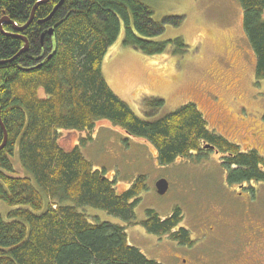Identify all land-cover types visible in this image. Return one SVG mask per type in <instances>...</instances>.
<instances>
[{"label":"trees","instance_id":"trees-1","mask_svg":"<svg viewBox=\"0 0 264 264\" xmlns=\"http://www.w3.org/2000/svg\"><path fill=\"white\" fill-rule=\"evenodd\" d=\"M38 1L0 0V19L12 21L0 30V120L7 134L0 149V201L10 207L5 217L0 213V264H162L128 244L124 226L92 222L77 210L91 206L129 220L141 177L118 195L103 177L104 169L93 168L79 146L64 148L59 137L63 131H84L87 137L80 145H85L96 123L107 120L129 136L150 141L161 164L186 156L200 139L217 143L195 104L142 121L102 76V59L120 35L122 45L147 56L184 55L188 47L181 36L156 38L166 24L177 25L182 17L156 21L153 9L141 0H62L50 19L40 22L60 1L48 0L38 4L27 27L17 30ZM238 1L255 55V78L262 79L264 0ZM22 36L27 48L18 53ZM162 104L160 98L144 103L152 114ZM3 136L0 126V145ZM16 153L19 167L12 160ZM234 162L239 167L231 180L264 179L258 155L238 154ZM180 220L178 207L165 218L147 209L141 223L149 233L191 244L187 230L172 231Z\"/></svg>","mask_w":264,"mask_h":264},{"label":"rangeland","instance_id":"rangeland-1","mask_svg":"<svg viewBox=\"0 0 264 264\" xmlns=\"http://www.w3.org/2000/svg\"><path fill=\"white\" fill-rule=\"evenodd\" d=\"M141 1L153 9L156 21L182 17L177 25L166 24L156 38L181 36L188 50L180 57L147 56L122 45L120 35L108 47L101 63L102 76L112 92L142 119L148 118L141 105L148 98L163 100L152 118L194 103L204 110L211 125L233 141L243 143L242 136L253 132L255 138L249 137L246 142H256L264 153V78H255V55L242 28L239 1ZM84 135L63 131L60 143L69 147ZM79 148L93 168L104 169L113 177L117 187L143 176L129 220L91 206L77 210L92 222L124 226L128 244L150 259L162 264H217L218 256L234 254L246 242L256 239L249 238L243 224L261 229L263 235L264 181L254 183L255 188L243 191L241 196L236 195L232 186L226 184L225 171L214 151L202 159H177L159 165L148 142L128 136L107 120H99L91 139L85 145L79 144ZM12 160L19 167L17 153ZM19 174L28 175L24 170H19ZM159 179L168 183L164 194L156 191ZM175 207L182 213L179 226L185 227L194 240L191 248L166 236L150 234L141 224L147 209L164 218ZM9 209L0 201L2 216ZM210 211L219 215L214 233L205 229L202 221V216Z\"/></svg>","mask_w":264,"mask_h":264},{"label":"flooded vegetation","instance_id":"flooded-vegetation-1","mask_svg":"<svg viewBox=\"0 0 264 264\" xmlns=\"http://www.w3.org/2000/svg\"><path fill=\"white\" fill-rule=\"evenodd\" d=\"M189 103H191V102H189ZM141 105L144 107L143 108L144 109L143 112L148 118L142 119V118L138 117L140 120L146 121V122H152V121L160 118V117L152 118V116H154L157 113V111L152 114L150 111H148L145 108L144 103L141 104ZM195 106H196V104H195ZM196 108L198 109V111L204 117L208 130L212 134L217 136V138H216V142L217 143L208 142L206 140L200 139L197 147L196 148H191L189 153L186 156L177 155L171 162H169L167 164H161V163L158 162L157 151H156L155 146L150 141H148L147 139H145L143 137H135V138L141 139V141L148 142L153 147L154 155H156V160H157L159 165H168V164L174 162L177 159H187V158H192V157L196 158V159H199V158L202 159V157H204L207 152L214 151L217 154V159H218L219 164L223 167V170L225 171V182H226V184L232 186V188L235 191V194L238 195V196H241L243 191L250 190L252 187H254V183L264 181V179L263 180L262 179L261 180H255L253 177H249V176L245 177V178H242V179H239V180H231L230 179L231 172L233 170H235L237 167H239L236 164V162H234V157L236 155H238V154H240V155L249 154L250 155L251 153H254L255 155H258L261 158V160L264 162L263 148H261L260 146H257L256 142H251V143H247L246 142L249 137H252V140H253L255 138V134L252 132V133H248L246 135H243L242 136V140L244 142L243 143H239V142H237L235 140L236 141V143H235V141H233L234 139H230V137H227L216 126H213V125L210 124V122L207 119V116L204 115L206 113L204 112L203 109H202V111L204 113L197 106H196ZM215 129L217 131H219L220 133H222V135L218 134L215 131ZM95 130H96V127H95L93 133L95 132ZM80 132H84V131H80ZM84 133H85V135L82 136V137L80 136V138L78 140H76V143L73 144L72 146L66 147V146H63V144H61V143L60 144L64 148H71L73 146H79V144H81V139L87 137V132H84ZM60 138H61V135L59 137V142H60ZM223 140H225L228 144L233 145V148L231 150L227 149L225 147V144H224ZM142 150H145V149H142ZM262 171L264 173V165L262 166ZM103 177L106 178L109 181L112 189H114L115 192L118 195H122L125 192L129 191L136 184V181H137V179H135L132 183H127V185H123V187L121 186V184H119L118 187H117L116 182L114 181L113 177L112 176H108L106 174L105 170H104V176ZM139 177H141V181H142L143 176L139 175L137 178H139ZM126 186H127V188L123 189ZM121 189H123V190H121ZM248 201H246L247 204H249ZM129 202H132V201L129 200ZM180 212H181V210H180ZM218 217H219V215H217L216 212H214V211H210V212H207L206 214H204L202 216V221H204L205 229L209 230L211 233H214V231L216 229V226H217V218ZM181 220H182V213H181ZM181 220L172 229L173 232H178L179 229H181V228L187 230L185 227H180L179 226ZM243 227L245 228V232L248 233L249 238H256V239H253L251 241L246 242L242 246V248L238 252H236L234 254L228 253L227 255L218 256L216 258L217 264H228V262H231V264H264V232H263V235H262L261 234L262 233L261 229H258L257 227H252L248 223L243 224ZM188 233H189V231H188ZM150 234H152V233H150ZM159 236H166L167 238H169L168 234H163V235H159ZM189 238L191 240V244H179L178 241H175V240H173V241H175L178 245L186 246L188 248H191L194 245V240L191 239L190 233H189ZM184 262H185V259H184Z\"/></svg>","mask_w":264,"mask_h":264},{"label":"water","instance_id":"water-1","mask_svg":"<svg viewBox=\"0 0 264 264\" xmlns=\"http://www.w3.org/2000/svg\"><path fill=\"white\" fill-rule=\"evenodd\" d=\"M46 1H48V0H40V1H38V2L33 6L28 21H27V22H26L21 28H17L16 26H15V28H16L17 30H20V29H22V28L27 27V26L30 24V22L32 21V19H33V15H34V10H35V8L38 6V4L43 3V2H46ZM61 3H62V0H60L58 3H56V5L54 6V8H53V10L51 11V13H50L46 18L42 19L40 22H44V21L50 19V17H51L52 14L54 13V11L58 8V6H59ZM3 23H12V21H11L9 18H7L6 16H3V17L0 19V30H2V24H3ZM49 32H50V31H49ZM9 34H10V33H9ZM11 35H13V34H11ZM13 36H17V35H13ZM20 38H21L22 41L24 42V46L19 50L18 53L24 52V51L26 50V48H27V40H26V38L23 37V36L20 37ZM100 123H102V122H100ZM96 124H97V123H96ZM0 126H1V128H2V130H3V135H4V136H3L2 144L0 145V149H2L3 146H4V144H5V142H6L7 134H6V131H5V128H4L3 124L1 123V120H0ZM122 131H123V130H122ZM123 132H124V131H123ZM124 133H125V132H124ZM167 187H168V183H167L166 180H164V179H159V180L156 182V184H155L156 191H157V193H159V194H164V193L166 192V190H167Z\"/></svg>","mask_w":264,"mask_h":264}]
</instances>
